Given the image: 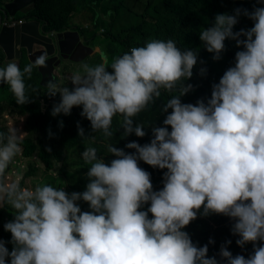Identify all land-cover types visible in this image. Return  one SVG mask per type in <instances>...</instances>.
<instances>
[{
	"label": "clouds",
	"instance_id": "9594fccd",
	"mask_svg": "<svg viewBox=\"0 0 264 264\" xmlns=\"http://www.w3.org/2000/svg\"><path fill=\"white\" fill-rule=\"evenodd\" d=\"M241 17L253 26L234 31ZM199 40L214 61L221 59L226 40L241 50L234 66L212 85L211 97L195 104L181 98L193 91L186 81L193 76L199 51L182 50L172 39L146 41L110 65L106 57L95 66L85 63L82 72L71 75V89L56 79L43 85L47 96L60 97L53 117L80 107L92 133L106 138L113 136L117 114L123 117L125 138L145 137V126L133 118L161 96V89L178 94L160 109L166 114L163 126L150 125L149 143H126L134 152L108 145L115 157L110 163L98 157L95 147L82 152L90 165L85 191L74 192L65 182L59 188L43 184L32 189L33 183L30 190L17 184L0 188L11 204L4 214L14 216L2 224L11 241L0 239V264H264V6L217 14L199 32ZM47 60L44 52L22 71L12 61L0 67V83L9 86L18 105L32 102L25 75L31 78L33 68L46 67ZM206 72L199 70L201 76ZM77 129L82 139H95L79 123ZM18 136L16 129L0 134V173L20 152ZM140 161L166 169L160 190H154ZM80 201L88 211L81 210ZM198 214L230 218L236 244L241 249L251 244L252 252L234 256L228 240L220 247V260L209 257L214 240L198 246L184 230ZM7 243L13 245L11 251Z\"/></svg>",
	"mask_w": 264,
	"mask_h": 264
},
{
	"label": "trees",
	"instance_id": "16d2710c",
	"mask_svg": "<svg viewBox=\"0 0 264 264\" xmlns=\"http://www.w3.org/2000/svg\"><path fill=\"white\" fill-rule=\"evenodd\" d=\"M2 1L0 0V3ZM33 3V6L25 13L17 11V17L37 20L41 28L48 32H62L66 29L78 32L79 27H82V31L89 30L84 26L71 23V17L75 13L86 9L89 12L95 9L98 14L101 11V14L107 18L121 12H130L136 18L139 16V20L113 34L109 30L99 32L97 21L94 19L96 15L90 12L91 21L95 23V28L92 30L98 31V36L91 39L87 33L80 36L78 32V35L86 45L99 46L102 51L101 55L106 58L113 52H116L119 57L132 47L144 46L145 42L151 39H172L182 50L191 48L199 51L198 64L193 68V76L189 81H186L193 85V91L181 98L183 103L192 104H195L199 99L207 100L211 97L212 85L219 82L229 67L234 66L235 53L241 50L236 47L234 41L226 40L221 59L214 61L212 54L204 50L199 40V32L203 28L210 27L217 14H233V10L238 7L251 11L253 7L264 6V4H258L257 0H33ZM252 26V21L241 17L234 31ZM20 56L16 63L22 71L25 65L30 62L26 58L25 52H22ZM4 58L0 49V67L4 66ZM201 67L207 69L205 76L199 74ZM72 74L63 72L62 79L57 77L56 82L60 86H67L71 89L73 87L70 82ZM24 80L26 95L32 101L26 105H18L9 86L0 83V134L6 136L10 129H16L17 135H19L17 140L20 146L19 155L26 160L37 161V163L22 164L13 172L15 184L21 190H30L29 179L37 173L40 166L43 168V176L50 172L49 170L55 163H60V170L66 185L70 186L74 192L85 191L88 183L86 172L90 165L84 161L82 152L88 147H95L98 157L104 159L106 163H110L115 157L109 153L108 145L124 148L126 152H134V150L126 149L125 144L130 141H137L141 145L149 143L152 138L150 125L163 126L162 122L166 114L161 113L160 109L171 96L178 94L177 90L168 92L161 89V96L133 118L137 123L145 126L147 133L145 137L140 138L132 134L125 138L121 128L123 117L117 114L112 119L113 136L106 138L102 132L92 133L90 121L80 115L82 111L80 107H74L71 114L67 116L61 114L53 117L51 115L52 107L59 102L60 97L57 95L51 98L46 95L48 89L39 84L40 73L37 67L33 68L31 78L25 75ZM181 82H178L177 87ZM32 89H36V91H32ZM44 89L46 92L43 95L42 90ZM19 119L22 122L21 126H18ZM60 121H63V128L59 126ZM78 123L85 129L86 135H93L95 139L85 140L79 137ZM49 130L53 134L51 138ZM49 149L51 150L49 151ZM139 166L151 174L154 190H160L163 187V173L166 169L153 168L143 161L139 162ZM4 174V171L0 173V188H7L11 185ZM79 205L82 211L89 210L87 203L80 201ZM6 209H11V204L7 200L6 192L0 191V239L11 241V233L5 232L2 227V216ZM232 223L230 218L223 215L212 214L208 217L198 215L197 219L193 220L184 230L189 233L192 241L198 246L208 244L210 239L214 240V244L208 245L209 257L216 256L217 260H220L218 255L220 247L228 240L232 241L228 245V250L234 256L242 254L247 257L252 252V245L248 244L244 249H241L236 244L235 241L238 237L231 233ZM6 247L11 251L13 245L7 243ZM221 264L224 262L221 261Z\"/></svg>",
	"mask_w": 264,
	"mask_h": 264
},
{
	"label": "water",
	"instance_id": "95a60500",
	"mask_svg": "<svg viewBox=\"0 0 264 264\" xmlns=\"http://www.w3.org/2000/svg\"><path fill=\"white\" fill-rule=\"evenodd\" d=\"M33 0H11L4 7L5 11L0 14V49L4 59L17 60L20 56V49L25 48L29 53L33 44H39L44 52L48 54L47 66L37 67L41 75V81L46 76L55 80L54 68L63 61L69 59L78 60L84 58L93 49L81 41L77 31L65 30L63 32L44 31L39 21L25 19L16 20L14 16L17 11L27 12L33 6ZM42 50V48L40 47ZM30 62L31 55L28 58Z\"/></svg>",
	"mask_w": 264,
	"mask_h": 264
},
{
	"label": "rangeland",
	"instance_id": "374dc122",
	"mask_svg": "<svg viewBox=\"0 0 264 264\" xmlns=\"http://www.w3.org/2000/svg\"><path fill=\"white\" fill-rule=\"evenodd\" d=\"M92 9H94V8H92ZM94 11H95V9L93 11L90 10V12L92 14L96 15V16H94V19H96V21H97V25H98L97 29L99 32H101L102 30H104V31L109 30L111 33L115 34L119 31H122L123 29L127 28L131 23L135 22L136 20H139V16L136 18L134 16V14H132L130 12H121L117 15H114L113 17L107 18L101 14L100 10H99L100 14H98L96 11H95L96 12L95 13ZM90 12H89V10L86 9L82 12L75 13V15H73V17H71V23H72V25L84 26L87 29H89V30L82 31V27H79L78 32H79L80 36L87 33L89 35V37L91 39H93V38L98 36L97 33H99V32L92 30L95 28V26H94L95 23H93L91 21L92 16H91ZM73 27L76 28V26H73ZM74 30H76V29H74ZM92 49L94 50V47ZM98 49L100 50L99 46H98ZM101 54H102V51H101V53L97 52V55H95V57L92 58L91 60L86 61V62L77 63V64L72 65V66L62 64L60 69L55 70V74L57 75V77L59 79H62L63 72H69V73H75L78 71L82 72L83 71L82 65L85 63L89 64L90 66H95L99 63H102L101 58L106 57V56H104V55L101 56ZM115 57H118V54H116V52H113L111 54V56H109V55L107 56L108 65H110L113 62V59ZM9 61L10 60L3 61V65L8 63ZM91 61L93 62L92 64H90ZM12 62L16 63L17 60H12ZM46 83H47V80H44L43 85H46ZM39 84H41V75H40ZM45 92H46L45 89L42 90L43 95L45 94ZM21 123L22 122L19 119L18 126H21ZM19 153L13 158V160L4 169V172H5L4 176L11 183V185L16 183L15 174L13 172L16 171L22 164H25L27 162L37 163L36 160H26V159L22 158L19 155ZM73 161L76 162L75 159H73ZM60 167H61L60 163H55L53 165V167L49 170L50 172H48L42 176L43 168H42V166H40L37 173L29 179V181L31 183H33L32 189H34L37 185H43V184H51L53 187L59 188L64 183V179H63V175L61 173ZM52 174H55V176H52ZM13 219H14L13 214H10L9 216H6L5 214H3L2 224L4 225L5 223H7Z\"/></svg>",
	"mask_w": 264,
	"mask_h": 264
},
{
	"label": "crops",
	"instance_id": "0c3cea01",
	"mask_svg": "<svg viewBox=\"0 0 264 264\" xmlns=\"http://www.w3.org/2000/svg\"><path fill=\"white\" fill-rule=\"evenodd\" d=\"M85 44V43H84ZM33 46V49L31 50V52H29V53H27L26 52V49H24V48H22V50H20V55H22V52H25L26 53V58L28 59L29 57H30V55H31V59L32 60H35V58L37 57V56H39V55H41L42 53H43V51H44V49H43V47L41 46V45H39V44H33L32 45ZM40 47L42 48V50L40 49ZM22 51V52H21ZM97 52H99V53H101V51L98 49V46H95L94 47V50L91 52V53H88L84 58H82V59H80V58H78V60H72V59H69V57H68V59L67 60H63V61H61L58 65H57V67L56 68H54V75H55V79L57 78V75L55 74V70L56 69H60V67L62 66V64L63 65H69V66H72V65H75V64H77V63H81V62H86V61H89V60H91L92 58H94L95 57V55H97ZM102 56V55H101ZM20 57L21 56H19V58L18 59H20ZM104 57H102L101 58V61L103 62L104 61V59H103ZM17 59V60H18ZM29 60V59H28ZM30 62V61H29ZM31 63V62H30ZM93 62H91L90 64H92ZM44 80H47V81H49V80H52V77H50V76H46L45 77V79H43L42 81H41V84L43 85V82H44ZM144 210H146V206L144 207ZM199 215V214H198ZM200 216V215H199ZM202 217V216H201Z\"/></svg>",
	"mask_w": 264,
	"mask_h": 264
},
{
	"label": "flooded vegetation",
	"instance_id": "af4514ba",
	"mask_svg": "<svg viewBox=\"0 0 264 264\" xmlns=\"http://www.w3.org/2000/svg\"><path fill=\"white\" fill-rule=\"evenodd\" d=\"M11 0H3L2 1V3H0V14H2V12H1V10L2 11H5V9H4V7L6 6V5H8V3L10 2ZM14 19H16V20H25V18H18L17 17V14H16V16H14ZM20 50H22V49H20ZM22 52V51H21ZM12 60H14V59H12ZM12 60H10V61H12ZM3 61H6L5 59L3 60Z\"/></svg>",
	"mask_w": 264,
	"mask_h": 264
}]
</instances>
